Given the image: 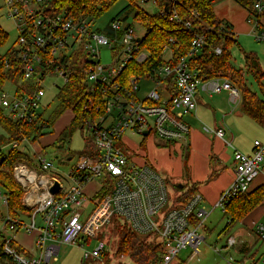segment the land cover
I'll list each match as a JSON object with an SVG mask.
<instances>
[{
  "label": "built area",
  "instance_id": "obj_1",
  "mask_svg": "<svg viewBox=\"0 0 264 264\" xmlns=\"http://www.w3.org/2000/svg\"><path fill=\"white\" fill-rule=\"evenodd\" d=\"M53 1L2 0L6 17L16 23L19 31L16 45L10 50L19 63L20 80L15 83L13 79H7L5 84L13 86L12 93L0 89V110L13 121L26 124L37 121L44 108L42 99L47 78L58 76L64 80V87L70 79L71 60L82 54L86 57V60L80 59L86 67L84 83L90 96L85 109L89 112L93 108L103 113L87 120L82 127V133L86 132V143L92 142L94 149L87 155H79L75 165L65 174L70 183L68 189L60 178L45 174L54 165L44 158L43 152L36 154L30 166L23 162L15 165V180L24 190V204L33 213L30 224L6 216L10 226L0 230V241L5 237L4 243H0V264H4L2 255L11 264L56 262L62 245L75 244L81 235L96 239L98 232L114 217L125 222L137 235L160 246L161 253L155 264H171L182 250L188 249L191 251L188 262L199 258L200 246L205 240L200 231L209 217L202 205L203 197L197 195L183 207L174 205L165 179L149 165L131 162L123 140L129 131L143 136L147 131L148 135L154 132L166 142H187L191 129L185 118L197 109L199 89L210 94L228 92L232 105L241 104L240 91L225 79H199L190 70L188 57H181L174 65L153 70L151 76L157 86L164 87L169 93V98L163 99L154 89L146 99L139 100L136 93L145 77H131L126 88L118 79L130 61L142 63L148 58V54L140 49L141 38L135 30L124 26L121 20H115L110 24L115 36H107L94 30L87 21L75 19L65 11L52 12ZM254 7L259 14L264 13L263 1L255 3ZM254 19L256 26L251 34L256 40L263 41V18ZM206 45L205 36H196L190 54H198ZM103 48L110 50L112 63L102 64ZM167 52L170 51L166 47ZM215 54L221 55V48H216ZM5 67L7 70L12 68L10 60H5ZM168 81L176 90L175 95L171 96ZM99 93L103 98L101 104H96L95 95ZM204 130L213 132L220 139L226 136L223 129ZM24 143L28 144L26 140L10 143L11 150L19 149ZM233 162L234 180L216 205L223 212L227 201L249 192L261 174L264 142H254L251 156L234 150ZM98 180H101L99 188L88 196L86 188ZM56 182L60 191L53 195L50 189ZM0 199L6 207L7 198L1 190ZM87 203L93 206L89 213L84 209ZM38 215H41V226ZM194 218L198 224L193 222ZM252 226L254 234L264 243V222H255ZM6 230L10 235H5ZM21 230L27 234L37 233L36 251L29 252L13 245L14 236ZM238 237L241 236L229 238L230 247L237 243ZM104 249L105 244L99 242L93 252L84 253V259H102Z\"/></svg>",
  "mask_w": 264,
  "mask_h": 264
},
{
  "label": "rangeland",
  "instance_id": "obj_2",
  "mask_svg": "<svg viewBox=\"0 0 264 264\" xmlns=\"http://www.w3.org/2000/svg\"><path fill=\"white\" fill-rule=\"evenodd\" d=\"M155 1L156 0H149L147 3H142L141 6L146 12L156 14L158 12V6ZM127 5V0H119L104 15L89 24L96 31H104L110 26L114 18L119 17L120 20L125 18L127 15L126 12H122ZM213 7L217 19L220 21L221 28L232 33L233 37L237 40V45H234L231 49L233 63L236 67L245 72L244 74L250 89L263 97L260 84L252 74L247 72L246 67V55H253L254 58L258 59L260 69L264 72V40L258 41L254 35L251 34V31L256 26V20L253 17H250L249 13L233 0H220L214 3ZM250 20L253 22H249ZM122 22L124 26H131L141 39L145 36L146 29L140 23L135 21L133 13H129L128 18ZM0 27L9 36L6 45L0 48V55H4L8 50L15 47L19 31L16 23L6 17L2 0H0ZM262 30L264 31V28H262ZM170 57V52L164 54V59L168 60ZM101 60L104 65L112 63V56L108 48H103L101 50ZM261 84L264 88V79ZM63 85L64 80L58 76H50L45 81V96L42 99V105L44 108L42 112L45 113L46 118H48L57 108V95L59 89L62 88ZM139 87L140 91L136 93V97L139 100L143 101L146 99L148 93L154 89L162 94L163 99L169 98V93L164 87L157 86L156 81L151 77L143 78L139 83ZM0 89L10 93L14 90L13 86L8 83ZM223 95L226 96L227 92H224ZM205 97L208 98L207 95ZM232 106H234V117L236 118L233 120V125L229 127L230 129L225 130V141L231 143L234 150L250 155L252 152L250 153L249 150L253 148L255 140L264 142V127H261L245 116L242 113L241 104ZM226 108L228 111H231L229 103ZM224 113L222 112L220 114V120ZM72 119V111H66L57 121L54 129L50 130L46 136L34 144L33 148H31L32 144L25 143L19 149L24 151L26 148V151L33 160L36 159L37 153L43 152L42 154L44 155V158L53 162L54 165V168L46 171L45 174L60 178L66 189L70 187V183L65 177V174H67L75 165L78 156L84 152L86 147V132L84 131L82 133L81 130H77L72 133L70 129L65 134L68 143L67 149L61 150L58 147L59 139L66 128L69 127ZM205 128L211 129L206 123L201 125L199 131L207 141H212V138H214L212 135L213 132H205ZM1 135H4V132L0 128V136ZM123 147L131 162L138 165H149L163 179H165L172 200L178 195L175 189L176 186L184 185L185 187H190L194 184H199V195L204 199L202 205L205 206L207 212H209V217L204 221L203 227L200 231L205 238L200 246V257L188 262V257L190 256L191 251L189 249L182 250L179 255L174 258L171 264H262L264 257V243L254 234L250 220L253 219L252 216L257 215L259 218L257 220L264 222V204L258 207L257 210L247 217L244 222L234 225L229 231H225L230 222L229 218L225 216L221 209L216 207L222 193L227 191L230 186L219 193L218 191L224 183H221L217 187L213 186L222 181L221 178L223 174H226L227 178H229L228 176H232L233 180L235 177L232 149L227 147L229 150L227 153L221 151L223 159L220 154H218V149L213 143L212 150L210 149L208 155L205 154V149L201 148L198 152V159L193 161V157L190 159L193 150L185 151L181 143H174V145L168 149L167 147H164L161 139L158 138L154 132L145 137L131 131H129L124 137ZM10 150V144L3 147L4 154H8ZM187 155L188 157H186ZM229 157L230 160L226 162L225 159H228ZM70 158L71 160L68 161ZM218 159H221V161L218 162ZM206 160L208 162L211 161V167L210 165L208 167ZM23 163L27 164L26 162ZM28 165L30 166V164ZM227 178L224 180L227 181ZM100 183L101 180L91 183L86 189L87 195L92 196L99 188ZM206 193L209 194L208 199L205 196ZM216 196L218 197L215 199ZM92 207V203L84 205V209H86L88 213ZM166 209L167 208L163 209L162 212H165ZM258 214H261V216H258ZM6 216V207L2 204L0 199V230L5 227L4 222ZM37 219L39 226H41V215H38ZM24 223L30 224L31 219L25 218ZM126 226L125 222L114 217L108 225L98 232L96 239H88V237L81 235L75 244L62 245L59 251L58 260L56 262L52 261L51 264H134L128 256H117L120 233L123 230H127ZM7 232L8 231L6 230L5 233ZM19 233L24 234L26 232L21 230L17 234ZM233 236L241 237H238L237 243L230 247L229 238ZM99 242L105 244L103 254H108V257H103L102 259L97 260L93 258L85 260L84 253L93 252L98 247Z\"/></svg>",
  "mask_w": 264,
  "mask_h": 264
},
{
  "label": "trees",
  "instance_id": "obj_3",
  "mask_svg": "<svg viewBox=\"0 0 264 264\" xmlns=\"http://www.w3.org/2000/svg\"><path fill=\"white\" fill-rule=\"evenodd\" d=\"M119 0H54L52 12H67L75 19L85 20L93 23L104 15ZM128 5L122 13L126 16L121 21L128 18L129 13L134 14V19L145 29L146 34L140 40V49L148 54L146 61L137 63L136 60L130 61L121 75L118 77L122 87L128 86V81L133 76L151 77L153 70L167 65H174L181 57H188L190 70L195 72L199 79L208 81L212 79H225L230 81L241 93V108L244 115L264 127V88L261 84L264 79V72L261 71L258 59L253 55H246L247 72L252 74L261 87L263 97L250 89L247 84L245 72L239 69L233 63L231 49L237 45V40L232 33L222 29L220 21L217 19L214 11V3L220 0H156L158 12L150 14L146 12L141 4L149 0H127ZM240 7L245 9L250 17L260 20L264 19V13L259 14L255 10V3L264 0H233ZM120 20L116 17L112 20ZM111 22V23H112ZM107 36H115L110 26L104 31L97 30ZM205 36L207 45L198 54H190L191 45L196 36ZM9 39L8 34L0 27V48L6 45ZM166 47L171 53L170 59H164ZM221 48L222 54L216 55L215 49ZM11 61L12 68L7 70L5 60ZM80 59L86 60L82 54L74 56L71 60L70 79L68 84L59 89L57 95L58 106L48 117L41 112L37 121L32 124L21 123L9 119L2 110H0V128L4 135L0 136V149L14 141H24L34 145L41 140L47 133L54 129L57 121L68 110L72 111L73 119L68 128L60 137L58 147L66 148V132L74 133L77 130L82 131V127L87 120L97 118L103 112H96L92 108L87 111L85 106L89 93L84 83V67ZM19 63L14 58L11 50L6 54L0 55V88L3 87L7 79H13L15 83L20 80ZM168 84V90L172 95L176 94L172 83ZM102 94L95 95L96 104H101ZM25 144V143H24ZM24 144H21L24 145ZM20 149V148H19ZM10 150L8 154L0 151V190L7 198V215L12 220L23 221L30 218L33 210L24 204V190L16 182L13 169L18 162L33 163L26 148L22 150ZM94 149L92 142H87L81 155L89 154ZM197 185L190 187H175L178 195L174 197L173 203L176 206L183 207L189 204L199 191ZM264 204V185L251 190L245 194H238L227 201L224 214L229 218V223L225 231L231 227L242 223L247 217ZM194 223L199 221L194 218ZM5 227L10 226V221L4 222ZM120 233V241L117 250V256H128L134 264H155L159 260L161 253L160 246L156 245L147 237L134 233L129 227ZM5 237L1 238L0 243H4ZM18 247V244H13ZM105 258L108 254L104 255ZM4 264H11L10 260L2 255Z\"/></svg>",
  "mask_w": 264,
  "mask_h": 264
},
{
  "label": "crops",
  "instance_id": "obj_4",
  "mask_svg": "<svg viewBox=\"0 0 264 264\" xmlns=\"http://www.w3.org/2000/svg\"><path fill=\"white\" fill-rule=\"evenodd\" d=\"M224 92L225 91H223L219 94H210V93H208L202 89L198 90V93L196 95L197 109H196V111H194L192 114H190L189 116H187L185 118V121L190 125L191 129H194V130H191V133L188 136L187 142H181V145H182V147H184L185 151L186 150L187 151L193 150V154L191 155V158H190V159H192V157H193V161L198 159V152L201 148L205 149V154L208 155V152L210 151V149L212 150L213 143L217 147L218 154H220V156L222 158H223V156L221 154V151L224 153H227L229 151L227 147H229L230 149H232L234 151L232 144L229 142L227 143L225 141L226 136L224 137V139H220L213 133L212 135L214 138H212V141H207L202 136V133L199 131V128L201 127V125H204L206 123L211 127L210 130H213V131H216L219 129L228 130V129H230L229 127H231L233 125V120H234V118H236V117H234V115H235L234 106H232L230 103L229 93L227 92V95L225 96V95H223ZM206 95L208 98L205 97ZM228 103L231 107V111L230 110L228 111V109L226 108ZM222 112L223 113L226 112V113L223 114L222 119L220 120L219 116ZM255 141H257V140H255ZM161 142H162V144H164V147H167L168 149H170L172 147V145H174V143H177V142H166L164 140H161ZM249 152L250 153L252 152L249 156L253 155L254 146L252 149L249 150ZM186 157H188V155ZM207 160H206V162L208 163V167H209V165L211 167V161L208 162ZM225 160H226V162L229 161L230 157L228 159H225ZM220 161H221V159H218V162H220ZM232 161H233V157H232ZM228 177L229 178H227L226 174H223L222 178H221L222 181L216 183V185L213 186V187H217L221 183H224V185L220 187L218 193L221 192L222 190H226L232 184V181H233L232 176H228ZM225 178H227V181H225L226 180ZM194 185H197V187H198L199 184H194ZM262 185H264V163L262 165L261 174L256 178V180L253 184V188H257V187L262 186ZM197 189L200 192V189L199 188H197ZM208 195L209 194H207V193L205 194L207 199L209 198ZM217 197L218 196H216L215 199ZM213 198H214V196H213ZM212 202H213V200H212ZM258 216H261V214H258ZM252 217H253V219L250 220V223L252 225L255 222H261L260 220H257V219H259L257 217V215H254ZM5 235L8 236V235H10V233L7 232V233H5ZM36 238H37V233H33V234H27V233L20 234L19 233V234H16L14 236V241L16 244H18L22 248L26 249L27 251L34 252V251H36V247H35ZM28 241H29V243H28Z\"/></svg>",
  "mask_w": 264,
  "mask_h": 264
},
{
  "label": "water",
  "instance_id": "obj_5",
  "mask_svg": "<svg viewBox=\"0 0 264 264\" xmlns=\"http://www.w3.org/2000/svg\"><path fill=\"white\" fill-rule=\"evenodd\" d=\"M144 135L147 136V135H148V132H147V131L144 132ZM66 148H67V147H66ZM56 158H58V157H56ZM70 159H71V158H70ZM70 159H68V161H69ZM177 187L181 189V188L184 187V185H180V186H177ZM59 191H60V185L56 182L55 185H54L53 187H51L50 192H51V194L55 195V194H57Z\"/></svg>",
  "mask_w": 264,
  "mask_h": 264
},
{
  "label": "flooded vegetation",
  "instance_id": "obj_6",
  "mask_svg": "<svg viewBox=\"0 0 264 264\" xmlns=\"http://www.w3.org/2000/svg\"><path fill=\"white\" fill-rule=\"evenodd\" d=\"M59 148H60L61 150H65V149H67V148H62L61 146H59Z\"/></svg>",
  "mask_w": 264,
  "mask_h": 264
}]
</instances>
